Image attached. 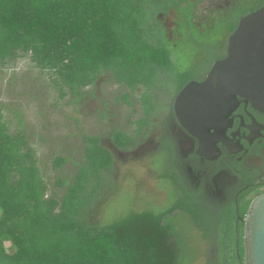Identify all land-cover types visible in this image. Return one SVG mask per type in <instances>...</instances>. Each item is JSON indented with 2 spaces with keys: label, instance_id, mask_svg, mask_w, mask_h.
I'll return each mask as SVG.
<instances>
[{
  "label": "trees",
  "instance_id": "trees-1",
  "mask_svg": "<svg viewBox=\"0 0 264 264\" xmlns=\"http://www.w3.org/2000/svg\"><path fill=\"white\" fill-rule=\"evenodd\" d=\"M196 3L0 0V62L15 59L18 52L28 54L34 66L51 73L60 97L67 93L80 98L81 89L104 72L131 90L141 86L143 114L134 121V135L119 128L108 135L116 148L125 150L135 146V138L158 107L154 89L172 96L188 80L199 77L212 60L223 55L225 46L218 50L214 40L216 28L222 27L226 43L238 18L264 0H236L199 24L193 20ZM169 12L174 14L173 31L178 34L173 39H168L161 19ZM182 22L198 35L187 33L186 39L201 47L186 66L176 56L184 40L178 32ZM164 83H171L173 91ZM128 96L125 92L121 98ZM82 141V160L57 200L45 194L46 185L26 135L20 130L9 132L0 113V264H177L178 248L164 217L182 207L178 202L159 213L133 212L106 224L86 219L85 213L108 179L114 156L96 134L83 133ZM66 160L55 155L52 165L59 168ZM246 206L242 205L240 214ZM241 235L239 224V242L222 240L217 257L206 264H244ZM230 236L231 227L224 225L220 237L229 240Z\"/></svg>",
  "mask_w": 264,
  "mask_h": 264
},
{
  "label": "rangeland",
  "instance_id": "rangeland-1",
  "mask_svg": "<svg viewBox=\"0 0 264 264\" xmlns=\"http://www.w3.org/2000/svg\"><path fill=\"white\" fill-rule=\"evenodd\" d=\"M195 1L197 8L193 20L199 24L212 18L214 14L211 12H215L217 4L222 6L224 1L229 4L232 0ZM161 19L168 30L172 28L170 12ZM180 28L178 32L184 40L176 56L177 61L186 66L190 60L194 61V52L201 47L185 37L187 33L192 36L196 33L188 30L183 22ZM216 29L214 40L217 41L218 50H222L226 45L222 27ZM177 35L172 30L170 38ZM163 86L173 91L171 83H164ZM141 90V86L131 90L116 82L109 72H104L93 84L81 89L80 98L67 93L60 97L51 73L34 66L28 54L18 52L15 59L0 62V113L9 132L22 131L33 147L40 175L46 185V196L57 200L61 198L82 160V134H96L100 137V144L110 150L115 158L112 170L106 175L107 181L99 188L96 201L85 213L86 219L91 223L106 224L133 212L150 210L159 213L173 202H178L187 212L166 216V223L178 248L177 264H205L211 258V254L208 255L209 245L201 244L197 237L201 230L210 225L208 211L202 204H195L189 198H178L171 194L164 155L158 152L152 156L147 139L144 138L141 143L144 147L118 153L108 137L114 128L134 135V121L143 114L139 102ZM125 92L129 93L126 100L121 98ZM155 92L161 110L148 118L147 122L158 126L169 99L161 90L154 89ZM135 141L138 143L139 138H135ZM55 155L67 158L59 168L52 165ZM156 170L164 174L157 180ZM57 180L65 181V184H58ZM4 245L7 247L9 243L5 241Z\"/></svg>",
  "mask_w": 264,
  "mask_h": 264
},
{
  "label": "flooded vegetation",
  "instance_id": "flooded-vegetation-1",
  "mask_svg": "<svg viewBox=\"0 0 264 264\" xmlns=\"http://www.w3.org/2000/svg\"><path fill=\"white\" fill-rule=\"evenodd\" d=\"M235 2L236 0H232L229 4L234 5ZM225 3L226 1L222 6L217 4L215 12L212 10L211 13L216 14L218 10L226 9L229 4ZM170 14L174 17L172 12ZM158 17H162V14L159 13ZM171 20L172 28H166L168 39H171L175 25L173 19ZM225 49L226 45L223 55L215 60L225 56ZM212 63L203 74L190 80H203ZM184 84L172 96L164 94L169 102L158 126L155 123L144 126L135 146L125 150L115 146V150L118 153L132 152L134 147L141 148L145 138L148 147L152 149V156L158 152L164 155V166L169 170L167 176L171 194L178 198H189L195 204H202L208 211L210 225L199 232L197 239L201 244L209 245L210 261L217 257L218 246L222 240L230 244L239 242V224L242 228L243 245L246 210L254 197L264 194V113L255 108L249 100L236 95V105L228 113L226 110H212L206 120L207 127L195 125L194 128L187 129L179 122L173 109L174 98ZM159 109L158 105L154 114L161 110ZM156 171L157 180L164 174ZM244 203H247V206L242 215L240 209ZM184 210L177 206L166 214L164 219L166 220L167 215ZM224 225L231 227V236L227 237L229 240L220 237V230ZM170 239L175 241L174 236Z\"/></svg>",
  "mask_w": 264,
  "mask_h": 264
},
{
  "label": "water",
  "instance_id": "water-1",
  "mask_svg": "<svg viewBox=\"0 0 264 264\" xmlns=\"http://www.w3.org/2000/svg\"><path fill=\"white\" fill-rule=\"evenodd\" d=\"M236 95L264 113V3L239 17L227 37L225 56L212 63L203 80L184 84L173 109L187 129L203 127L212 110L228 113L236 105ZM243 260L264 264V194L254 197L246 210Z\"/></svg>",
  "mask_w": 264,
  "mask_h": 264
}]
</instances>
